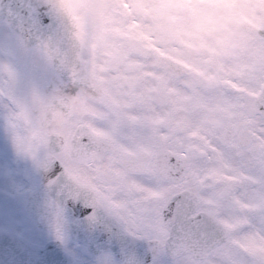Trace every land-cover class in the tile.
I'll return each instance as SVG.
<instances>
[{
  "label": "clouds",
  "instance_id": "9594fccd",
  "mask_svg": "<svg viewBox=\"0 0 264 264\" xmlns=\"http://www.w3.org/2000/svg\"><path fill=\"white\" fill-rule=\"evenodd\" d=\"M218 2L0 0V264H72L62 252L30 254L14 235H47L49 199L70 214L89 204L115 219L119 202L165 218L163 243L119 222L79 233L81 264L101 252L114 264H264V217L251 207L264 198V27ZM60 4L92 8L54 11ZM36 16L47 23L34 26ZM121 110V134L93 132H110ZM225 187L233 212L207 203Z\"/></svg>",
  "mask_w": 264,
  "mask_h": 264
},
{
  "label": "snow or ice",
  "instance_id": "6c2138e0",
  "mask_svg": "<svg viewBox=\"0 0 264 264\" xmlns=\"http://www.w3.org/2000/svg\"><path fill=\"white\" fill-rule=\"evenodd\" d=\"M78 7H83L85 11L91 10L92 6L85 4L80 6H73L68 4H60L59 6L53 5L54 11H64L75 13ZM162 8H167L168 5H161ZM217 8H224L226 11L231 12L234 8L248 9L252 16L257 21V27H264V18L256 16V11L258 8L264 7V0H252V2L237 5L235 3H228L225 0H219L218 3L214 5ZM142 11H148L140 7ZM16 18L23 20V15L20 12L12 13ZM34 26L40 27L47 23V19H41L39 16L33 17ZM79 19V17H78ZM238 22V21H237ZM251 39V37H250ZM258 43L256 45L257 49L260 51L261 56H264V38L256 37ZM142 99L131 100L125 102L123 108H132L137 103H143ZM119 107V105H118ZM127 114L120 111L119 117L116 121L111 124V130L108 133L100 132L93 129V132L97 136L112 138L122 133L123 128L121 127V120ZM128 119L133 123H138V118L136 116H129ZM154 123H159V120L154 121ZM15 143V140H14ZM14 188L17 192H20L21 186L15 185ZM192 196L197 194V189L191 188L187 189ZM103 198V197H102ZM207 203L216 205H221L225 211L233 212L234 205L229 200V188L225 187L219 192L214 194V197L207 201ZM172 205V197H164L163 207L167 208ZM113 206L116 209H121L122 211L116 212L115 219H113V213L111 211L107 212L105 217L97 216L93 212V208L89 204H77L75 210L70 214L67 205L61 204L56 200H46L45 201V212L42 219L46 222L48 227V232L46 236L41 238H36L35 236H26L22 232L14 233L15 237L21 242L22 246L27 252L32 255L40 256L43 260H55L56 257L62 252L64 255L72 258V264H81L79 256L76 252L75 247H73L74 240H78V234L84 233L87 236H91L97 232L110 231L113 228V224L116 222L123 223L127 229L128 234L134 239H144L148 235V231L154 232L155 238L160 240L162 243L167 239L168 227L165 222V218L162 213L153 215L152 210L148 207H144L141 210H136L128 207L126 204L119 202H114ZM252 210L259 216L264 217V198L261 202L254 203L251 205ZM144 215H141L140 212ZM174 212L178 215H183L180 204L177 202L174 206ZM208 215L213 214L212 208L205 209ZM139 233H144V235H138ZM79 247V244H77ZM95 264H114V257L111 252H101L97 255ZM126 264H142V262L136 258H132L126 261ZM153 264H163V261L159 260L156 256L153 257Z\"/></svg>",
  "mask_w": 264,
  "mask_h": 264
}]
</instances>
